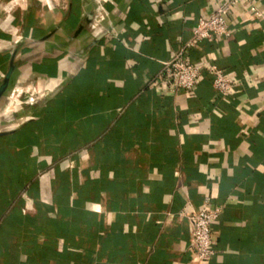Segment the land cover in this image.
Listing matches in <instances>:
<instances>
[{
	"label": "crops",
	"instance_id": "obj_1",
	"mask_svg": "<svg viewBox=\"0 0 264 264\" xmlns=\"http://www.w3.org/2000/svg\"><path fill=\"white\" fill-rule=\"evenodd\" d=\"M98 1L0 0V264H264V0L189 56L233 78L228 102L152 86L227 0H105L96 22ZM206 199L198 263L182 213Z\"/></svg>",
	"mask_w": 264,
	"mask_h": 264
},
{
	"label": "built area",
	"instance_id": "obj_2",
	"mask_svg": "<svg viewBox=\"0 0 264 264\" xmlns=\"http://www.w3.org/2000/svg\"><path fill=\"white\" fill-rule=\"evenodd\" d=\"M81 1L85 8L92 0ZM234 1L239 0L223 1L217 4L216 9L210 12L207 17L198 19L192 38L178 51L172 53L169 60L162 63L158 85L154 83L153 87L158 86L161 93L164 94L175 95L179 91H184L187 95H192L202 82H207L222 102H228L231 91L234 89L233 78L213 63L194 64L190 61L189 56L194 50L199 49L202 41H220L230 37L228 20ZM247 1L248 5L245 11L256 13V5L251 0ZM105 5V0L97 2V6L90 14L94 21L98 22L108 15ZM29 94V89L16 88L13 91V97L23 102L29 100ZM221 213V209L213 207L208 199L198 211L189 214L182 213V216L190 224V247L198 263H209L216 255L212 227Z\"/></svg>",
	"mask_w": 264,
	"mask_h": 264
},
{
	"label": "water",
	"instance_id": "obj_3",
	"mask_svg": "<svg viewBox=\"0 0 264 264\" xmlns=\"http://www.w3.org/2000/svg\"><path fill=\"white\" fill-rule=\"evenodd\" d=\"M12 71H13V68L11 67V69L7 73L2 85L0 86V98L6 93L8 87H9Z\"/></svg>",
	"mask_w": 264,
	"mask_h": 264
},
{
	"label": "trees",
	"instance_id": "obj_4",
	"mask_svg": "<svg viewBox=\"0 0 264 264\" xmlns=\"http://www.w3.org/2000/svg\"><path fill=\"white\" fill-rule=\"evenodd\" d=\"M206 84H207L208 86H210L209 83L206 82ZM210 87H211V86H210Z\"/></svg>",
	"mask_w": 264,
	"mask_h": 264
}]
</instances>
